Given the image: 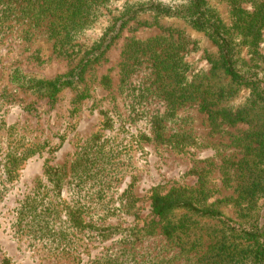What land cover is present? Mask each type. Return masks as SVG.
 Wrapping results in <instances>:
<instances>
[{
  "label": "rangeland",
  "instance_id": "obj_1",
  "mask_svg": "<svg viewBox=\"0 0 264 264\" xmlns=\"http://www.w3.org/2000/svg\"><path fill=\"white\" fill-rule=\"evenodd\" d=\"M133 1L99 5L69 46L53 45L46 22L0 17V264H243L216 221L187 219L166 236L150 207L155 191L178 188L203 190L204 205L237 224L264 214V130L232 124L222 109L234 112L251 88L207 109L191 93L226 81L204 31L138 14L75 82L44 93L23 81L66 76ZM205 1L239 43L243 18L264 0ZM257 42L239 54L264 70V29ZM46 167L58 169L61 190ZM70 208L89 226L74 228Z\"/></svg>",
  "mask_w": 264,
  "mask_h": 264
},
{
  "label": "trees",
  "instance_id": "obj_2",
  "mask_svg": "<svg viewBox=\"0 0 264 264\" xmlns=\"http://www.w3.org/2000/svg\"><path fill=\"white\" fill-rule=\"evenodd\" d=\"M107 0H0V17L6 20L9 16L21 19H28L34 26H41L46 22L48 36L53 40L54 46H69L75 34L87 26L98 6L106 3ZM138 14H155L181 18L191 27L204 31L214 42L218 49V61L215 66L220 78L225 79L219 86L210 89L198 90L196 87L192 96L200 98L202 109H207L208 99L220 103L223 99L237 89L238 86H249L251 94L247 101L233 109L222 107L228 111L229 122L234 124L238 121H249L254 125L261 124L258 133L264 130V70L256 67H246L239 54V44L247 43L250 46H257V41L264 29V1L258 3L244 22L240 24V42L232 38L217 12L205 0H139L128 4L121 16L116 19L114 25L105 33L102 42H98L86 52L76 66L66 76L57 77L53 81L39 80L33 82L31 79L23 80L25 83H32L34 89L46 93L56 92L63 86L75 82L85 71L87 65L97 56L101 55L114 39L122 26ZM15 74L17 73L14 71ZM13 72V73H14ZM36 83V84H35ZM31 84V85H32ZM190 93V92H189ZM199 93V94H198ZM198 94V95H197ZM196 97V98H197ZM195 98V99H196ZM263 140L260 141L262 143ZM9 172L12 170L8 169ZM45 174L52 183L53 188L61 190L62 180L58 169L45 168ZM207 193L203 190L186 191L173 188L167 194L162 195L155 191L151 197V212L160 221H163L162 232L169 236L178 228L185 231V220L193 222L197 218L216 221L219 225V232L226 231L233 234L235 242L230 245L233 255L237 261L243 264H264V214L262 219H254L248 224H237L231 222L219 210L205 206ZM183 211L181 217L172 222L170 214L174 211ZM43 213H48L43 211ZM69 221L76 229H83L89 226L80 216V211L75 208L69 210ZM219 241L223 239L221 234ZM241 243V245L239 244ZM253 246L250 260H243L237 255H244ZM219 252V251H218ZM245 258V257H244Z\"/></svg>",
  "mask_w": 264,
  "mask_h": 264
}]
</instances>
